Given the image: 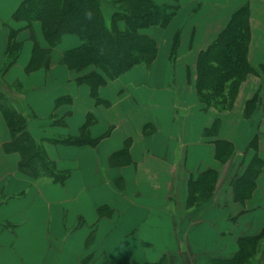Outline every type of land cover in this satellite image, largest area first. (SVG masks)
Here are the masks:
<instances>
[{
    "label": "crops",
    "instance_id": "obj_1",
    "mask_svg": "<svg viewBox=\"0 0 264 264\" xmlns=\"http://www.w3.org/2000/svg\"><path fill=\"white\" fill-rule=\"evenodd\" d=\"M22 1L0 0V87L67 178L21 173L19 154L4 151L11 136L0 113V264H224L240 252L239 239L264 232V100L244 116L245 103L264 96V0H152L178 5L165 28L143 31L156 43L155 58L109 80L96 97L78 82L91 69L64 61L78 36L49 47L41 23L13 19ZM245 5L257 74L230 109H207L196 95L198 56ZM12 31L18 55L3 70ZM217 120L216 135L206 136ZM84 126L94 145L50 141L78 137ZM255 136L263 167L240 202L231 183L253 157ZM216 140L231 142L232 157L217 158ZM207 170L217 174L213 194L189 206V182ZM246 264H264V237Z\"/></svg>",
    "mask_w": 264,
    "mask_h": 264
},
{
    "label": "trees",
    "instance_id": "obj_2",
    "mask_svg": "<svg viewBox=\"0 0 264 264\" xmlns=\"http://www.w3.org/2000/svg\"><path fill=\"white\" fill-rule=\"evenodd\" d=\"M178 5L155 3L152 0H23L13 14L16 21L41 23L42 33L49 47L57 45L65 34H74L81 41L79 47L69 51L64 61L77 72L91 69L78 79L89 86L96 97L100 86L107 84L129 71L134 66L149 65L155 58V41L143 31L152 28H165L176 13ZM7 50L3 70L14 64L19 44L12 40ZM251 28L249 8L245 5L233 13L226 27L216 40L201 51L196 62V95L205 108L220 111L233 106L241 84L249 74H257L248 60ZM173 42L172 50L176 49ZM48 59L43 53L41 63ZM264 73V66L260 67ZM7 90L0 89V113L3 115L11 139L4 145L6 153L16 152L20 156L19 171L33 179L49 178L63 184L67 174L59 172L42 145L28 130V117L16 108ZM264 96L255 94L244 106V116L249 118L257 105L263 104ZM219 126L205 130V135L215 134ZM86 126L78 137L52 139L53 143L64 145H94L95 141L86 138ZM217 158L232 157L234 148L231 142L216 140ZM254 155L244 172L235 176L231 186L234 198L244 201L255 187V179L261 173L263 161L258 156V137L249 143ZM217 182L215 171L207 170L189 182V206L208 200ZM199 202V203H198ZM264 232L255 237L239 239L240 252L228 263L246 264L254 255L257 242ZM160 264V263H159Z\"/></svg>",
    "mask_w": 264,
    "mask_h": 264
},
{
    "label": "rangeland",
    "instance_id": "obj_3",
    "mask_svg": "<svg viewBox=\"0 0 264 264\" xmlns=\"http://www.w3.org/2000/svg\"><path fill=\"white\" fill-rule=\"evenodd\" d=\"M159 29V28H156ZM171 64H173V61L171 62ZM0 89H2L0 87ZM10 89H14V88H10ZM176 89H180L179 86L176 87ZM173 113H175L176 116H180L181 115V111L180 110H175Z\"/></svg>",
    "mask_w": 264,
    "mask_h": 264
}]
</instances>
